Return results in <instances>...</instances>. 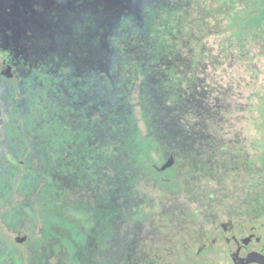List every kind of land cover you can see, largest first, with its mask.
I'll use <instances>...</instances> for the list:
<instances>
[{"label":"rangeland","instance_id":"obj_1","mask_svg":"<svg viewBox=\"0 0 264 264\" xmlns=\"http://www.w3.org/2000/svg\"><path fill=\"white\" fill-rule=\"evenodd\" d=\"M232 216L264 218V0H0V264H231L196 250Z\"/></svg>","mask_w":264,"mask_h":264},{"label":"flooded vegetation","instance_id":"obj_2","mask_svg":"<svg viewBox=\"0 0 264 264\" xmlns=\"http://www.w3.org/2000/svg\"><path fill=\"white\" fill-rule=\"evenodd\" d=\"M11 65L4 62L2 73L6 78H11L13 72ZM217 233L212 239H207L197 247L196 254L201 255L203 252L210 251L214 254H224L231 264H238L251 256L255 260L247 264H264V218L256 217L249 219L219 218L216 220ZM26 235L17 238L23 241ZM259 259H258V258ZM209 264V262H206Z\"/></svg>","mask_w":264,"mask_h":264},{"label":"water","instance_id":"obj_3","mask_svg":"<svg viewBox=\"0 0 264 264\" xmlns=\"http://www.w3.org/2000/svg\"><path fill=\"white\" fill-rule=\"evenodd\" d=\"M173 162H174V159H173V157H171V158L169 159V161L161 167V169H163V170L166 169L168 166L172 165ZM257 258H258V257H257ZM255 259H256V257L251 256V257H249L248 259H246V260H244V261H239L238 264H247V263H249V261H252V260H255ZM258 259H259V258H258Z\"/></svg>","mask_w":264,"mask_h":264}]
</instances>
